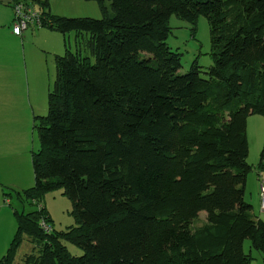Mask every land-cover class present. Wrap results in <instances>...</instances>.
I'll return each mask as SVG.
<instances>
[{
	"label": "trees",
	"instance_id": "obj_1",
	"mask_svg": "<svg viewBox=\"0 0 264 264\" xmlns=\"http://www.w3.org/2000/svg\"><path fill=\"white\" fill-rule=\"evenodd\" d=\"M32 1L43 27L87 33L86 53L54 56L48 112L34 117L35 183L16 191L39 208H14L0 264H15L26 237L33 246L17 264H251L246 239L264 264V220L245 199L247 120L264 116V0H95L100 18ZM172 14L194 28L207 17V70L195 60L179 72ZM258 167L264 176V144ZM57 189L73 202L76 224L64 230L41 205Z\"/></svg>",
	"mask_w": 264,
	"mask_h": 264
},
{
	"label": "rangeland",
	"instance_id": "obj_2",
	"mask_svg": "<svg viewBox=\"0 0 264 264\" xmlns=\"http://www.w3.org/2000/svg\"><path fill=\"white\" fill-rule=\"evenodd\" d=\"M82 1L84 5H93V9H85L82 15L77 16L95 18L103 16L97 1ZM7 2L9 0H0V70H8L15 81V89L12 90L17 94H15L11 108L8 103L0 101V117L6 116L7 121L11 124L12 143L9 151L11 161L17 166L20 165L23 168V173L26 174V170L30 171L31 167H33L32 151L40 147L38 132L34 127L35 116L33 117L32 109H34L36 114L40 115L48 112V92L56 76L55 53L45 47L43 38L30 37L32 33L36 35L38 30H25L23 32L25 42L22 41L23 34L18 36L13 33L15 12ZM57 2H62V0ZM34 3L42 7L38 2ZM170 26L171 32L167 42L173 50L181 54L182 67L179 72H187L195 60H198L202 70H207L214 64V58L211 55V29L206 16L200 15L194 28V25L189 21L179 17L177 14H172ZM66 38L68 40V48L72 50L80 49L83 53H86L84 44L87 33L77 37V33L71 31L65 36ZM67 47L63 46L59 49V54H63ZM2 84L3 79L0 78V87ZM247 135L250 146L248 162L253 165V169L248 175L245 199L253 205V213L264 220L260 188L264 176L259 172L260 169L258 167L264 144L263 115L251 114L248 117ZM21 171L20 168V172L9 174L6 178H0V248H5L3 250L4 253H6L16 232L17 222L14 208L26 211L39 208V204H32L26 199L22 200L16 192L33 186L29 185L30 183L27 181L21 180ZM41 205H45L50 211L54 229L64 230L68 226L76 224L75 217L71 213L73 202L63 193L62 189L48 192L42 198ZM206 216V211H202L195 224L203 222ZM8 239L9 244L7 243ZM66 245L74 255H81L84 252L83 248L76 244L67 241ZM32 246L33 243L26 237L18 251L15 264L22 260L24 254L29 252ZM244 250L246 252L251 250L254 257L251 264H263L261 252L251 248L250 239L245 240Z\"/></svg>",
	"mask_w": 264,
	"mask_h": 264
},
{
	"label": "crops",
	"instance_id": "obj_3",
	"mask_svg": "<svg viewBox=\"0 0 264 264\" xmlns=\"http://www.w3.org/2000/svg\"><path fill=\"white\" fill-rule=\"evenodd\" d=\"M28 1V0H26ZM58 0H50V12L54 14L59 15H66V16H77L82 15L83 11L85 9H93V5H84L82 0H62V2H57ZM12 2L13 0H9L8 5H10L12 8ZM32 2V1H30ZM37 5L36 3H34ZM41 8V7H40ZM13 29V28H12ZM29 29L32 30H38L36 35L32 33L30 37H41L44 40L45 47L53 51L55 54H59V49H61L63 46L67 47L65 45V36L67 34L61 33L59 31L47 28V27H30ZM14 33V32H13ZM24 34L22 35V41L24 40ZM54 54V56H55ZM0 78L3 79V84L0 87V101L3 103L6 102L10 105L14 102L15 94H17L12 89H15L14 86V80L12 79V76L9 74L8 70H0ZM17 84V80H16ZM18 96V95H17ZM17 98V97H16ZM33 117L36 115V112L34 109H32ZM0 178H6L9 174L18 173L20 172L21 168V174L20 178L21 180H25L29 185H34L35 183V177H34V170L33 167H31L30 171L26 170V174L23 173V168L20 166H17L13 164L11 161V155H10V148H11V124L7 121L6 116L0 117ZM9 118V116H8ZM13 125V124H12ZM9 244V239L7 241ZM10 245V244H9ZM8 249V248H7ZM5 248H0V258L5 254L4 251ZM7 251V250H6ZM4 253V254H3ZM17 264V263H16Z\"/></svg>",
	"mask_w": 264,
	"mask_h": 264
},
{
	"label": "built area",
	"instance_id": "obj_4",
	"mask_svg": "<svg viewBox=\"0 0 264 264\" xmlns=\"http://www.w3.org/2000/svg\"><path fill=\"white\" fill-rule=\"evenodd\" d=\"M12 6L15 12V18L13 22L14 34L21 36L25 30L30 27H43L46 21V15L43 8L35 5L34 2L15 0L12 2ZM261 201L262 209H264V180L261 182Z\"/></svg>",
	"mask_w": 264,
	"mask_h": 264
}]
</instances>
